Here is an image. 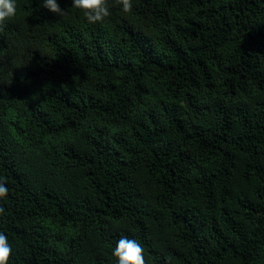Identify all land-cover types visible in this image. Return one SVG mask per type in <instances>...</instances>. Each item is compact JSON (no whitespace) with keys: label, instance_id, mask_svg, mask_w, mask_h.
Wrapping results in <instances>:
<instances>
[{"label":"trees","instance_id":"1","mask_svg":"<svg viewBox=\"0 0 264 264\" xmlns=\"http://www.w3.org/2000/svg\"><path fill=\"white\" fill-rule=\"evenodd\" d=\"M0 27L10 264H264V0H116Z\"/></svg>","mask_w":264,"mask_h":264},{"label":"clouds","instance_id":"2","mask_svg":"<svg viewBox=\"0 0 264 264\" xmlns=\"http://www.w3.org/2000/svg\"><path fill=\"white\" fill-rule=\"evenodd\" d=\"M44 9L58 17L68 15V9L62 8L60 0H41ZM125 13L133 10V0H116ZM113 0H71V8L81 14L84 23L96 25L103 23L112 14ZM18 12L17 0H0V27L13 20ZM9 197V187L6 178L0 176V201ZM5 214V209L0 207V215ZM13 247L4 231H0V264H10ZM112 256L116 264H145L144 249L135 238L122 235L112 247Z\"/></svg>","mask_w":264,"mask_h":264}]
</instances>
